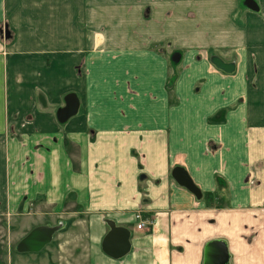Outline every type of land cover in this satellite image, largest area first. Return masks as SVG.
<instances>
[{"label": "crops", "instance_id": "1", "mask_svg": "<svg viewBox=\"0 0 264 264\" xmlns=\"http://www.w3.org/2000/svg\"><path fill=\"white\" fill-rule=\"evenodd\" d=\"M255 1L258 13L241 15L240 0H0V211L78 191L90 264H203L217 239L230 264H264V0ZM151 38L221 50L233 71L185 53L171 105ZM75 96L85 113L57 121L55 107ZM65 139L80 142L78 172ZM178 167L200 198L175 181ZM108 221L131 232L119 260L102 251Z\"/></svg>", "mask_w": 264, "mask_h": 264}, {"label": "rangeland", "instance_id": "2", "mask_svg": "<svg viewBox=\"0 0 264 264\" xmlns=\"http://www.w3.org/2000/svg\"><path fill=\"white\" fill-rule=\"evenodd\" d=\"M239 8L241 15L245 9L255 13H258L260 9L258 2L255 0H240ZM189 12L192 14V11ZM151 13L152 9L147 8L143 12V17L149 21ZM191 14H189V17H192ZM157 28L161 29L160 31L163 34L165 30L169 33L171 31L170 25L164 27L162 25ZM184 28V30H187L186 25H184ZM179 32L183 33L184 31L180 29ZM188 32L190 31L188 30ZM3 34L8 36L6 39L11 44L14 40V33L11 29L8 28L7 33L5 30ZM151 39V41L146 42L147 49L152 51L153 54L161 56V59L166 62L167 79L164 86L171 105L176 100L174 94L176 83L182 73L187 70L185 66L186 59H184L185 53L189 56L192 55L193 50L199 51L197 60L205 55V59L214 64L217 69L227 73L233 71V68L230 69V65H223L219 62V59L222 60L221 50L214 48L215 50L210 51L209 48L205 47L191 49L187 46L189 45L187 41H175L173 38L157 41L154 38ZM55 110L57 121L61 123L65 121L67 114L75 113L79 115L80 112H84L80 107L78 96L72 102L62 98L61 103L55 107ZM90 134L88 139L93 142L94 130H91ZM17 139L23 140V138H17L15 135L7 138L9 142ZM65 144L67 152L70 151L71 153L73 170L78 172L80 142L70 144V141L65 139ZM75 178L77 179L76 176ZM206 194V201H211V195L207 197ZM78 197V191H72L60 201L45 200L46 197L41 195L34 200H28V197L25 196V200L19 203H7V207L2 208L3 210L0 211V264H90L93 233H90L89 218L83 213L85 209L77 202ZM38 226H57L59 229L52 242L40 252L19 253L17 251L18 243Z\"/></svg>", "mask_w": 264, "mask_h": 264}, {"label": "water", "instance_id": "3", "mask_svg": "<svg viewBox=\"0 0 264 264\" xmlns=\"http://www.w3.org/2000/svg\"><path fill=\"white\" fill-rule=\"evenodd\" d=\"M175 181L187 188L197 197H201V190L195 185L187 171L181 167L173 170ZM109 232L102 241V251L112 259H122L131 250V232L126 227L108 221ZM57 226H38L34 228L17 245L19 253H38L52 242L57 233ZM230 252L226 241L222 239L209 241L204 248L203 264H230Z\"/></svg>", "mask_w": 264, "mask_h": 264}, {"label": "built area", "instance_id": "4", "mask_svg": "<svg viewBox=\"0 0 264 264\" xmlns=\"http://www.w3.org/2000/svg\"><path fill=\"white\" fill-rule=\"evenodd\" d=\"M136 221L138 222V229L146 228L148 221L143 218L141 213L136 215Z\"/></svg>", "mask_w": 264, "mask_h": 264}, {"label": "trees", "instance_id": "5", "mask_svg": "<svg viewBox=\"0 0 264 264\" xmlns=\"http://www.w3.org/2000/svg\"><path fill=\"white\" fill-rule=\"evenodd\" d=\"M210 195H211V194H209V193L206 194L207 197L210 196Z\"/></svg>", "mask_w": 264, "mask_h": 264}]
</instances>
